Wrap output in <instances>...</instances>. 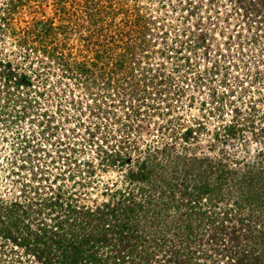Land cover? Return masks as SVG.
<instances>
[{
	"label": "rangeland",
	"instance_id": "rangeland-1",
	"mask_svg": "<svg viewBox=\"0 0 264 264\" xmlns=\"http://www.w3.org/2000/svg\"><path fill=\"white\" fill-rule=\"evenodd\" d=\"M122 199L86 262L264 264V0H0V264H50L43 223L96 235L71 208Z\"/></svg>",
	"mask_w": 264,
	"mask_h": 264
},
{
	"label": "trees",
	"instance_id": "trees-1",
	"mask_svg": "<svg viewBox=\"0 0 264 264\" xmlns=\"http://www.w3.org/2000/svg\"><path fill=\"white\" fill-rule=\"evenodd\" d=\"M35 26L38 27L39 31L42 32H47L50 28L51 25L47 20L44 21H38ZM64 62L65 65H67V69L69 70V73L74 76H76L78 79H86V77L84 76L83 78H81V74H86L88 71L87 69L84 67L83 63H79V62H75V67H72L71 65H69V63H67L65 60H61ZM66 71V70H65ZM75 78V77H74ZM75 78V79H77ZM22 79V78H20ZM22 84V82H21ZM20 84V85H21ZM17 86L19 85V82H17L16 84ZM226 128V134L230 135L229 138H233L235 137L236 133L235 130H233V126L232 125H227L225 126ZM191 130H187L185 133V138H187L188 134L190 133ZM227 141V139H226ZM131 197V196H130ZM125 200H128V196L124 198ZM120 201H116V202H102L100 204H97V206H95V210L88 209V207H85V209L83 210L82 208H79L78 210H75L74 208L72 209V213L74 214V212L76 211L77 214L79 215H84L88 218L89 221H91V219H100L103 222H105L104 220L108 221L107 223H103L104 225L102 226L101 230H99L97 232L96 235L92 234L89 236V234H87L86 236H79L80 238L75 237V233L70 232V234H67L66 232L61 233V229H63V227H66L68 220L65 218H60L59 220L53 222L52 224H44L41 226V232L38 230V232H35V236L37 238V241H42L44 244V248H48V250L51 249H58L59 251H61L62 253V257L61 258H57L55 260H51V259H47L46 261H48L50 264H83V262H86L85 259L82 257V252H80V248H82V246L84 245V243L88 242L89 243V247L94 249V248H99L97 245L101 244V245H112V247H115L116 245V240H120L119 242H121L126 236L127 232L129 231V227L125 224V223H121L119 222V217L120 216H125L126 218H128V214H132V212H134V210L136 209L137 206H139V204L132 200L131 204L129 205H124L123 200ZM132 199V198H131ZM50 201V200H49ZM58 199L55 198V200L52 199V201H50V205H53V203H57ZM69 206V205H67ZM140 207V206H139ZM141 208V207H140ZM69 209V210H71ZM120 213L121 215L118 216L117 212ZM70 212V211H69ZM109 214V218L107 217V215ZM56 218H59V216H55ZM72 222L68 223V227L71 226ZM98 225V224H96ZM82 227V226H80ZM126 228H128V230H126ZM82 229V228H80ZM80 231V230H79ZM220 231L224 230L221 229ZM38 233H42V235L38 234ZM222 233V232H221ZM230 236H229V240L231 242L236 241V230L235 229H231V231L229 232ZM67 235H70L71 238L67 239ZM74 235V236H73ZM88 236V237H87ZM128 238V237H127ZM17 238H14L13 242L18 245L21 244V241L16 240ZM115 241V242H114ZM123 247V246H122ZM30 249V248H29ZM121 249L119 250V248L117 249V256L116 258H114V256L112 257V264H125L124 263V256H121L123 254L120 253ZM133 249H129V252H132ZM39 259L44 258L42 255L43 254H39L36 253ZM109 258V257H108ZM83 259V261H82ZM91 259H93V263H91V260H87V262L85 264H106V261H103L101 258L97 259V258H93L91 257ZM114 259V260H113ZM142 260H149V257H145Z\"/></svg>",
	"mask_w": 264,
	"mask_h": 264
},
{
	"label": "water",
	"instance_id": "water-1",
	"mask_svg": "<svg viewBox=\"0 0 264 264\" xmlns=\"http://www.w3.org/2000/svg\"><path fill=\"white\" fill-rule=\"evenodd\" d=\"M229 145H230V146L233 145L232 141H229Z\"/></svg>",
	"mask_w": 264,
	"mask_h": 264
}]
</instances>
